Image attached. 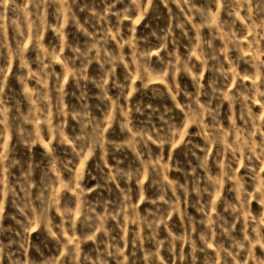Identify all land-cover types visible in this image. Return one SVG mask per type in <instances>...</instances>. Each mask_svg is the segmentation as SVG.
Returning <instances> with one entry per match:
<instances>
[{"label": "rangeland", "instance_id": "rangeland-1", "mask_svg": "<svg viewBox=\"0 0 264 264\" xmlns=\"http://www.w3.org/2000/svg\"><path fill=\"white\" fill-rule=\"evenodd\" d=\"M0 264H264V0H0Z\"/></svg>", "mask_w": 264, "mask_h": 264}]
</instances>
